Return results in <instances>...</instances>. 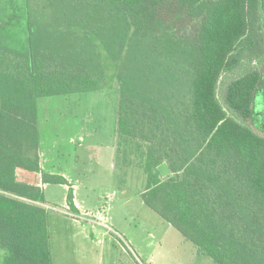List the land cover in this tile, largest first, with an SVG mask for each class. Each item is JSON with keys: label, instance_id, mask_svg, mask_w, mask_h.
Here are the masks:
<instances>
[{"label": "trees", "instance_id": "16d2710c", "mask_svg": "<svg viewBox=\"0 0 264 264\" xmlns=\"http://www.w3.org/2000/svg\"><path fill=\"white\" fill-rule=\"evenodd\" d=\"M246 61L264 62V0H0L4 264H52L44 191L21 174L69 186L78 212L72 185L42 172L39 101L101 90L110 64L116 134L147 175L144 204L216 264H264V137L229 114L250 119L264 74L219 99Z\"/></svg>", "mask_w": 264, "mask_h": 264}, {"label": "rangeland", "instance_id": "374dc122", "mask_svg": "<svg viewBox=\"0 0 264 264\" xmlns=\"http://www.w3.org/2000/svg\"><path fill=\"white\" fill-rule=\"evenodd\" d=\"M197 25H186L184 34L195 33ZM256 70L264 74V62H242L223 76L220 101L231 81ZM115 75L110 64L101 90L39 101L42 169L67 173L87 210L65 207V185L43 188L45 204L39 205L48 213L52 264H216L144 204L147 175L136 152L120 145L116 134L120 90ZM229 114L264 137V82L249 120ZM34 177L31 182H40ZM5 255L0 247V264Z\"/></svg>", "mask_w": 264, "mask_h": 264}, {"label": "crops", "instance_id": "0c3cea01", "mask_svg": "<svg viewBox=\"0 0 264 264\" xmlns=\"http://www.w3.org/2000/svg\"><path fill=\"white\" fill-rule=\"evenodd\" d=\"M40 150H41V148H40ZM41 156H42V155H41V151H40V158H41ZM41 168H42V158H41ZM55 168H56V167H55ZM42 172H44L43 169H42ZM44 173H48V174H51V175H59V176H63V177H64V178H65V179H66L71 185L74 186V189H73V190H74V203H75V206H76L78 212L82 213V212L87 211V210L84 209L82 203L78 200V189H77V186L72 182V178H71L67 173H65L64 171H59L58 169H55V170H53L52 172H44ZM24 174H26L27 179H23V180H30V181H31L33 178H35V177H34V176H35L34 174H33V176H32L31 174L23 173L22 176H23ZM41 174H42V173L36 174L37 176L40 177V182H37V185H38L39 187H41L42 190H43V188H44L45 185H47V184H43ZM65 187H66V189L68 190L69 186H66V185H65Z\"/></svg>", "mask_w": 264, "mask_h": 264}, {"label": "water", "instance_id": "95a60500", "mask_svg": "<svg viewBox=\"0 0 264 264\" xmlns=\"http://www.w3.org/2000/svg\"><path fill=\"white\" fill-rule=\"evenodd\" d=\"M158 171L162 178H166L167 176H170L172 174V171L166 162L158 167Z\"/></svg>", "mask_w": 264, "mask_h": 264}, {"label": "built area", "instance_id": "2783aa9c", "mask_svg": "<svg viewBox=\"0 0 264 264\" xmlns=\"http://www.w3.org/2000/svg\"><path fill=\"white\" fill-rule=\"evenodd\" d=\"M73 189H74V186L72 185ZM65 207L69 210L71 209L70 206L66 203Z\"/></svg>", "mask_w": 264, "mask_h": 264}]
</instances>
